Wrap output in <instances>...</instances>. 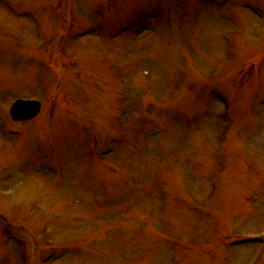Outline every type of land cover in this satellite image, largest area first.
Instances as JSON below:
<instances>
[{"label":"rangeland","instance_id":"374dc122","mask_svg":"<svg viewBox=\"0 0 264 264\" xmlns=\"http://www.w3.org/2000/svg\"><path fill=\"white\" fill-rule=\"evenodd\" d=\"M0 264H264V0H0Z\"/></svg>","mask_w":264,"mask_h":264},{"label":"water","instance_id":"95a60500","mask_svg":"<svg viewBox=\"0 0 264 264\" xmlns=\"http://www.w3.org/2000/svg\"><path fill=\"white\" fill-rule=\"evenodd\" d=\"M39 110L38 102L17 101L11 107L10 115L14 121H27L36 117Z\"/></svg>","mask_w":264,"mask_h":264}]
</instances>
